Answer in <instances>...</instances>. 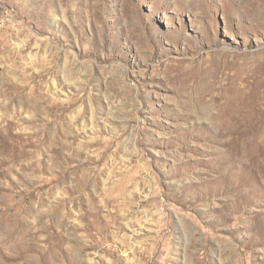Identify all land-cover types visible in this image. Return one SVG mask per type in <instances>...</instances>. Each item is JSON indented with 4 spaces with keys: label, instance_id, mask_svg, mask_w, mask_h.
Instances as JSON below:
<instances>
[{
    "label": "rangeland",
    "instance_id": "rangeland-1",
    "mask_svg": "<svg viewBox=\"0 0 264 264\" xmlns=\"http://www.w3.org/2000/svg\"><path fill=\"white\" fill-rule=\"evenodd\" d=\"M0 264H264V0H0Z\"/></svg>",
    "mask_w": 264,
    "mask_h": 264
}]
</instances>
